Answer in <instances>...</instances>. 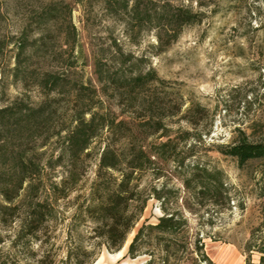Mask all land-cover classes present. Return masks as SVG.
Here are the masks:
<instances>
[{"label":"rangeland","instance_id":"obj_1","mask_svg":"<svg viewBox=\"0 0 264 264\" xmlns=\"http://www.w3.org/2000/svg\"><path fill=\"white\" fill-rule=\"evenodd\" d=\"M151 1L148 6L152 21H143L140 26L126 12L132 5H123L122 0L110 6L112 9L101 0H0V107L22 100L37 106L43 101L44 93L33 83L35 76L28 77L27 73L33 71L36 75L50 64H58L53 58L68 56V52H63L67 49L63 34L68 24L52 22L41 29L36 24L29 26L31 43L46 29L45 44L36 51L42 41L32 43L25 53L27 60L18 70L17 43L28 14L34 9L50 2L65 7L68 4L72 9L71 22L76 27L75 69L83 80L97 87L104 106L126 118L137 113L131 112L127 97H119L111 84H106L105 94L95 73V62L101 61L105 71L114 72L123 52L133 55L125 65L127 69L154 68L165 80L155 87L162 107H180L166 121L172 137H179L177 151L179 159L184 160L183 166L159 161L155 169L140 175V187L150 193V198L142 218L118 251H109L103 245L104 239L95 230L97 221L84 209L91 202L101 140L93 143L82 168L85 174L67 197L55 199L49 188L62 180L66 168L44 166L41 180L37 178L36 182L44 187L42 197L52 202L50 218L34 238L19 234V220L11 225L0 223V264L144 262L147 255L134 259L128 255L129 245L145 221L158 222L164 214L163 202L170 212L179 211L187 219L183 229L189 233L191 247L198 238L202 239L214 264H263L260 248L264 247V159H254L240 167L238 160L223 154L220 147L234 142L240 131L252 140L264 136V0ZM165 2L199 12L202 19L185 25L173 43L160 48L157 25L167 8L160 4ZM128 21H132L130 25ZM131 62L135 65L131 66ZM24 77L31 82L28 87ZM60 102L52 123L57 125L56 129L69 111L67 102ZM188 119L199 124L195 126ZM186 130L190 131L189 136ZM27 147H32V143ZM32 150L29 148L28 152ZM36 153L43 165L49 157L57 158L59 148L51 143L39 147ZM196 165L222 171L230 194L228 202L220 195L215 197L213 191L198 193L206 179L200 176L202 173L193 178ZM191 177L188 188L185 179ZM154 188L162 199L153 194ZM181 264L194 263L186 260Z\"/></svg>","mask_w":264,"mask_h":264},{"label":"trees","instance_id":"obj_2","mask_svg":"<svg viewBox=\"0 0 264 264\" xmlns=\"http://www.w3.org/2000/svg\"><path fill=\"white\" fill-rule=\"evenodd\" d=\"M122 1L123 5H132L130 9L126 8V12L138 25L141 26L146 20L152 21L148 6L151 0H135L132 4L129 0ZM101 2L112 9L110 6L121 0ZM160 5L167 7L162 11L157 25L160 48L173 43L185 25L202 19L201 13L188 7L173 6L171 2ZM71 16L72 9L68 4L66 7L55 2L41 5L28 14L18 40L17 70L27 60L25 53L32 43L42 41L36 51L45 44L46 29L41 30V35L33 38L31 43L29 26L36 24V28L41 29L52 22L68 24V30L63 34L64 44L67 45L63 52H68V56L53 58L59 61L58 64H50L36 75L33 71L27 73L28 77L35 76L33 83L44 93L43 101L37 106L22 100L0 107V223L11 225L19 220L20 235L37 237L52 210V202L42 197L44 187L36 182L44 166L51 168L62 165L66 168L62 180L52 183L49 188L55 199L67 197L85 174L82 168L91 154L93 143L101 140L96 178L91 185V202L84 209L97 221L95 230L97 236L104 239L103 245L109 251H118L142 218L150 198V193L140 187V175L148 169H155L159 161L175 162L177 166L184 164L177 151L179 137H172V130L166 121L167 117L177 114L180 107L176 110L170 105L162 107L155 87L165 80L154 68L147 71L127 69L125 65L133 55L123 52H120L121 57L117 60L119 67L114 72L105 71L103 63L96 61L95 73L103 84L105 94L106 84H111L119 97H127L129 106L133 108L131 112L137 114L122 118L104 106L97 87L84 81L75 69L78 62L73 52L76 27L71 22ZM161 19L165 21L161 22ZM26 78L24 82L28 87L31 82ZM62 100L67 102L69 111L64 123L56 129L57 125L52 123L58 112L57 104ZM188 120L195 126L199 124L197 120ZM185 134L189 136L191 133L186 130ZM31 143L32 147H27ZM51 143L59 148L58 156L55 160L49 157L42 165L37 149ZM29 148L33 150L28 152ZM220 151L235 157L239 166L244 167L251 160L264 159V136L252 140L245 131H240L237 139L221 146ZM9 162L12 164L8 166ZM194 170L193 178L202 173L200 176L206 179L198 193L213 191L215 197L220 195L227 202L230 200L221 170L198 165ZM191 182L192 177L185 179L188 188ZM153 190L156 197L163 198L156 188ZM215 197L213 201L218 202ZM261 197L264 198V185ZM164 203V214L158 218V222L145 221L134 235L128 255L133 259L147 255L148 259L133 264H181L186 260L194 264H214L202 239L198 238L195 246L191 247L189 233L183 229L187 219L180 216L179 211L170 212ZM261 225L264 226V206ZM260 251L263 253L261 263L264 264V247ZM247 264L254 263L249 261Z\"/></svg>","mask_w":264,"mask_h":264}]
</instances>
